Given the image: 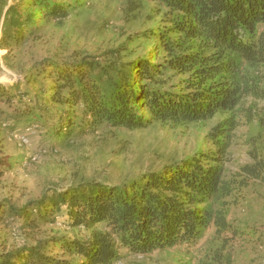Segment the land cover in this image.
Segmentation results:
<instances>
[{
    "label": "trees",
    "instance_id": "16d2710c",
    "mask_svg": "<svg viewBox=\"0 0 264 264\" xmlns=\"http://www.w3.org/2000/svg\"><path fill=\"white\" fill-rule=\"evenodd\" d=\"M140 1L129 0V10L139 9ZM152 1L164 24L144 34L155 37L162 56H143L129 63L101 62L89 56L73 63L52 62V98L71 108L55 112L47 106L42 110L38 96L31 95V102L17 113L37 121L33 135L46 133L58 141L95 131L102 124L134 129L155 122L204 121L217 113H234L247 96L264 98V89L252 84L264 77V0ZM48 2L33 0L31 6L45 8L51 17L66 15L65 5ZM4 33L2 40L16 44L24 35ZM134 70L142 81L140 87ZM170 75L182 76L179 88L169 85ZM1 91H7L2 84ZM237 125L234 117L218 123L210 134L213 150L183 158L164 172L154 171L146 179L122 184L86 181L37 200L34 210L38 216L26 207L13 208L12 213L25 226L36 228L38 220L52 222L64 205L72 226L90 229L86 240H59L65 253L80 257L77 264H110L121 257L123 249L147 253L180 242L193 244L210 224L219 235L245 233L227 214V206L237 203V198L226 199L251 179L263 178L264 159L253 153V162L243 165L240 172L227 174L224 163L229 160L227 149ZM45 247L39 242L2 254L0 264H74L64 256H46ZM215 259L224 264L222 252Z\"/></svg>",
    "mask_w": 264,
    "mask_h": 264
},
{
    "label": "rangeland",
    "instance_id": "374dc122",
    "mask_svg": "<svg viewBox=\"0 0 264 264\" xmlns=\"http://www.w3.org/2000/svg\"><path fill=\"white\" fill-rule=\"evenodd\" d=\"M140 2L141 7L131 12L129 0H49L67 10L65 16L56 18L47 15L45 8L31 6L33 0H0V84L7 90L0 92V160L4 162L0 164V256L42 242L47 246L43 251L46 256H64L79 263L80 257L65 253L59 240H86L90 229L72 226L64 205L52 222L38 220L36 228L25 226L12 213L13 208L26 207L38 216L34 210L37 200L72 185L86 181L122 184L146 179L154 171L164 172L183 158L213 150L212 129L227 118L238 122L227 149L229 160L224 163L227 174L240 172L243 165L253 162V153L264 159V98L253 95L243 98L234 113H217L204 121L155 122L134 129L102 124L67 140L32 134L27 145H20L16 133L37 123L17 113L31 102V95L38 96L42 110L47 106L55 112L71 108L52 98V62L73 63L89 56L101 62L129 63L143 56H162L155 37L144 34L164 24L162 13L154 1ZM4 30L16 37L23 33L20 44L2 40ZM250 73L257 76L255 71ZM1 76L9 80H1ZM134 76L137 86H142L137 70ZM170 76L169 85L179 88L182 76ZM252 84L264 89V77ZM134 110L139 112L137 107ZM142 111L147 114L144 108ZM233 198L238 202L232 203ZM226 200L231 202L227 206L229 220L245 233L219 235L210 224L202 228L196 243L180 242L147 253L123 249L116 263L220 264L215 257L222 252L224 264H263L264 173L262 179H251Z\"/></svg>",
    "mask_w": 264,
    "mask_h": 264
},
{
    "label": "built area",
    "instance_id": "2783aa9c",
    "mask_svg": "<svg viewBox=\"0 0 264 264\" xmlns=\"http://www.w3.org/2000/svg\"><path fill=\"white\" fill-rule=\"evenodd\" d=\"M38 125L37 124H31L29 126H26L24 130L17 132L16 137L20 143V145H27L29 143V137L37 130ZM117 261H113L110 264H117ZM264 264V261H263Z\"/></svg>",
    "mask_w": 264,
    "mask_h": 264
},
{
    "label": "bare ground",
    "instance_id": "6f19581e",
    "mask_svg": "<svg viewBox=\"0 0 264 264\" xmlns=\"http://www.w3.org/2000/svg\"><path fill=\"white\" fill-rule=\"evenodd\" d=\"M1 80L8 81L9 79L1 76Z\"/></svg>",
    "mask_w": 264,
    "mask_h": 264
},
{
    "label": "water",
    "instance_id": "95a60500",
    "mask_svg": "<svg viewBox=\"0 0 264 264\" xmlns=\"http://www.w3.org/2000/svg\"><path fill=\"white\" fill-rule=\"evenodd\" d=\"M0 83H3V82H0ZM4 84H7V83L4 82Z\"/></svg>",
    "mask_w": 264,
    "mask_h": 264
}]
</instances>
